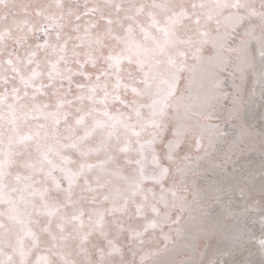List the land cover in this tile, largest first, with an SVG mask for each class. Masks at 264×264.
I'll return each instance as SVG.
<instances>
[{
  "label": "rangeland",
  "instance_id": "obj_1",
  "mask_svg": "<svg viewBox=\"0 0 264 264\" xmlns=\"http://www.w3.org/2000/svg\"><path fill=\"white\" fill-rule=\"evenodd\" d=\"M129 26L169 68L163 95L125 108L126 126L96 127L82 108L79 127L95 134L87 175L58 193L65 221L41 225L43 240L23 229L0 242V264L67 245L93 264H264V0H0L3 88L24 80L26 104H71L78 127L77 86L101 72L120 86ZM13 151L22 177L31 148Z\"/></svg>",
  "mask_w": 264,
  "mask_h": 264
},
{
  "label": "clouds",
  "instance_id": "obj_2",
  "mask_svg": "<svg viewBox=\"0 0 264 264\" xmlns=\"http://www.w3.org/2000/svg\"><path fill=\"white\" fill-rule=\"evenodd\" d=\"M116 10L119 11V5ZM95 11L98 9H86L83 13L68 10L60 12L58 19L66 21L71 17L78 20L80 15ZM126 32L127 36L117 41V56L122 62L120 86L110 89L109 82L101 81L104 72L95 75L98 83L77 86V97L82 106L75 109L74 123L78 127L67 119L71 104H26V93H18L28 82L21 80L9 92L3 88L7 80L0 79V242L6 244L23 229L37 232L43 240L45 233L41 231V225L50 229L58 216L65 221L59 215L62 205L58 193L64 187H77L87 175L84 141L92 139L95 134L94 128L79 127L82 108L96 113V127L126 126L130 115L124 113L125 108L131 112L130 105L155 101L163 95L169 68L156 58V48L136 39L130 26ZM108 59L114 58L109 56ZM29 122L40 123L33 125L32 133L21 135L20 126ZM25 143L31 152L27 164L22 165L26 173L21 177L11 171L16 163L15 157L20 155L13 148ZM110 182L111 178H108L105 186ZM70 219L79 220V217ZM55 227L63 230L62 224H55ZM65 257L70 258L68 264H93L90 259L81 258L79 251L71 245L64 247L59 254L51 249L35 248L31 254L16 249L15 259L12 255L8 259L12 264H61Z\"/></svg>",
  "mask_w": 264,
  "mask_h": 264
}]
</instances>
